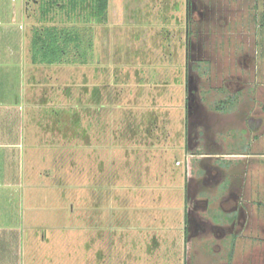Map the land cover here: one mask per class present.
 I'll use <instances>...</instances> for the list:
<instances>
[{"label":"rangeland","instance_id":"1","mask_svg":"<svg viewBox=\"0 0 264 264\" xmlns=\"http://www.w3.org/2000/svg\"><path fill=\"white\" fill-rule=\"evenodd\" d=\"M192 1L188 37V0H106L104 13L100 0H0V36L26 34L31 51L46 27L72 40L62 46L70 57L29 72L48 82L38 113L64 110L25 116L21 196L9 185V212L0 191V264H220L227 252L211 233L188 236L184 219L191 177L203 184L212 163L196 167L190 152L220 140L222 154L251 145L252 157L232 158L226 192L264 239V0ZM189 75L204 125L187 150ZM70 98L77 109L65 115ZM213 186L201 190L217 207L224 194ZM213 215L223 213L196 214L208 225ZM233 253L234 264H264L263 243Z\"/></svg>","mask_w":264,"mask_h":264},{"label":"crops","instance_id":"2","mask_svg":"<svg viewBox=\"0 0 264 264\" xmlns=\"http://www.w3.org/2000/svg\"><path fill=\"white\" fill-rule=\"evenodd\" d=\"M0 37L2 41L5 42V44H3L4 46L0 48V92L6 95V97L4 98L0 97V169H3L2 171H0V191L3 192L2 195L7 201V212H9V185L15 183V185L17 186L16 189L19 190V193L17 192V194L21 196V191L19 188L21 187V180L23 178L20 172V165L22 157V146L23 148H25V145H23V141H25L26 132L24 129L23 122L26 121V115H63L62 110L64 109L63 103L61 104L60 102L55 103L56 105H50L51 111L49 113H44V109L43 113H38V110H41L44 107L42 106V104L45 103L47 96L44 88H46V84L48 85V82L46 80L41 81L39 79L34 78V76H30L29 72L31 71L30 69H34L32 71H36V68L45 64H34L32 62V51L28 47L29 44L28 46L25 45L24 41V39L26 40L27 38L26 34L15 35L13 31L9 30L3 33ZM60 93L62 92L60 91ZM69 101V111L66 112L65 115H72L73 113H71V110L76 111L77 109V103H72V98H70ZM99 106L104 107L102 103ZM218 106L219 104L215 106V111L217 114L226 113L228 111L227 109H224L222 107L220 110H217ZM76 114L77 112L75 113V115ZM201 119L198 118L195 123V121L192 122V120L188 118L186 124L187 150L190 149L191 144L194 142L193 139L197 137V133H195V128L204 125V122H201ZM208 132L209 131H206V135ZM202 133L203 131L198 135L203 137ZM246 133L248 134V132ZM233 137V133L231 134V136L229 135L230 140H233ZM197 143H200V141L198 140ZM225 144L226 142L223 140L213 141L210 152L206 154H198V152L192 154V152H190L191 159H188L189 161L193 162L196 167H199V165L203 162L210 160V162H212L210 168H200V177H203L202 179H205L207 177L202 183H206L211 188L213 185L216 184V186L213 187H215L217 195L218 193L220 195L224 194L223 196H220L222 197L223 201H221L220 204L215 207L213 202L211 201V198H209L208 196H204V193H207L203 191L205 188L202 189L200 192V194H203V198L201 199L207 200L208 202V209L204 211L205 213H207L208 210L211 209V207L215 209L217 208L223 213L222 217H217L213 215L212 218H214V220L212 218L209 220L210 223L209 225H207V231H201L199 233L200 237H205L206 235H210L211 233L213 235V239L218 242L216 243V246H219L220 250L218 249L217 251L221 252V254H223V252H227L226 258L221 257L222 260L220 264H229V262L234 263L236 261V257H234L233 253L234 258L233 260H230L229 257L231 255V252L235 249H238V247L242 245L248 247V245L252 246L255 243L264 244L263 237H261L260 239V237L256 235L254 236V227L252 228V226L249 225V223L247 222L249 212L246 208L244 213V216L246 217V222H244L243 224H239L236 219L237 211L231 209L232 207L227 209L224 205V203L227 202V200L231 197V194H233H228L226 192V190L229 189V185L231 184V175L229 174V170L232 169L234 165H236L234 159L232 158H236V156H245V158L252 157V155L250 154V152H252L251 145L249 144V150L247 152H241L240 154H222L218 150V147H224L226 146ZM12 161H17L16 165L18 167H16L14 163L12 164ZM9 162L10 164H12L11 166ZM10 177L12 178L9 179ZM191 178H193V184H201L198 176ZM223 183L226 184L225 187H222ZM201 185L203 186V184ZM1 186H3V188ZM186 198L188 199L187 194ZM184 219L186 223V209ZM6 228H8V226ZM185 233H188L187 223L185 225Z\"/></svg>","mask_w":264,"mask_h":264},{"label":"flooded vegetation","instance_id":"3","mask_svg":"<svg viewBox=\"0 0 264 264\" xmlns=\"http://www.w3.org/2000/svg\"><path fill=\"white\" fill-rule=\"evenodd\" d=\"M197 4L194 3V1L192 0H188V7H187V23H188V37L190 36V22L191 20H194L195 15H196V9H197ZM206 12L207 11H199L200 15L203 17H207L206 16ZM195 110V109H194ZM199 111V110H198ZM196 114V110L193 111V114ZM196 117L195 121L198 120V118H202V115H192V118ZM192 120V119H191ZM260 124V123H259ZM258 124V125H259ZM207 178V177H206ZM205 178V179H206ZM204 179V181H205ZM193 184V182L190 183V185ZM204 184L207 185L206 183H203V186L199 184L194 185V189H189L187 190V197H188V202L190 203L189 208L187 209V235H191V234H196V233H200L202 232H206L207 231V223L204 222V220H201L199 217L196 216L197 211L199 210V208L201 207V209H203V211L208 209V202L207 200H203V199H197V195L199 194V190H201L202 187H204ZM198 190V191H197ZM227 202H230L233 207L231 209L236 210L237 214H236V219L237 222L239 224H243V222L241 221L242 219L244 220L245 216V206L243 203H241V199L239 197V195H237L236 193L231 194V197L227 200ZM233 252H231L230 255V260H233ZM229 264H234V263H230Z\"/></svg>","mask_w":264,"mask_h":264},{"label":"trees","instance_id":"4","mask_svg":"<svg viewBox=\"0 0 264 264\" xmlns=\"http://www.w3.org/2000/svg\"><path fill=\"white\" fill-rule=\"evenodd\" d=\"M100 2L99 10L101 13H104L107 8V2L106 0H100ZM61 34L62 30L59 31L56 28L46 27L34 35L32 44V62L34 64L53 65L58 62V60L63 61L66 57L71 56V50L62 46L66 45L67 40H72L68 36L61 40ZM64 61H66V63H71L72 60L68 58ZM221 107L222 106L219 104L217 110H220Z\"/></svg>","mask_w":264,"mask_h":264},{"label":"water","instance_id":"5","mask_svg":"<svg viewBox=\"0 0 264 264\" xmlns=\"http://www.w3.org/2000/svg\"><path fill=\"white\" fill-rule=\"evenodd\" d=\"M187 91H188V102H187V108H188V118H191V115L193 114V110L196 107V87H195V80L193 76L189 75L188 77V83H187Z\"/></svg>","mask_w":264,"mask_h":264},{"label":"built area","instance_id":"6","mask_svg":"<svg viewBox=\"0 0 264 264\" xmlns=\"http://www.w3.org/2000/svg\"><path fill=\"white\" fill-rule=\"evenodd\" d=\"M14 2L17 1V0H13Z\"/></svg>","mask_w":264,"mask_h":264}]
</instances>
